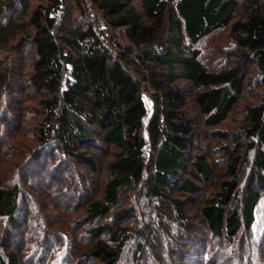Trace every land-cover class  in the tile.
Listing matches in <instances>:
<instances>
[{"label":"trees","instance_id":"1","mask_svg":"<svg viewBox=\"0 0 264 264\" xmlns=\"http://www.w3.org/2000/svg\"><path fill=\"white\" fill-rule=\"evenodd\" d=\"M17 1L0 0V16ZM85 1L101 16L102 24L122 32L125 42L116 35L107 44L108 35L88 17L83 27L59 31L56 12L62 0H48L33 8L27 18L32 29L25 31V38L34 46L26 79L34 90L47 93L37 102L41 110L38 140L56 141L68 156L91 169L95 167L94 155L83 148L85 145L96 146L101 140L115 147L106 165L109 176L103 194L87 199V218L81 224L107 215L119 205L124 186L144 180L150 194L172 206L176 221L187 224L189 217L182 201L172 197V188L178 184L180 192L191 197L201 190V180L212 178V167L205 154H189L196 121L184 113L186 97L176 79L181 75L199 88L194 101L207 123L225 119L245 85L243 62L254 64L264 82V0H77L83 13ZM12 30L17 33L24 28L9 25L0 34V42H8L14 35ZM220 30H226L233 44L227 54L233 65L213 70L201 60L196 44ZM66 68L70 78L62 86ZM141 83L151 87L153 100L146 119ZM5 89L0 82V92ZM245 110L241 123L245 154L228 151L224 176L214 181L199 209L206 235H223L230 241L238 236L242 241L233 253L236 261L233 258L227 264H264V216L257 217L264 200V90ZM248 162L252 167L244 174ZM185 172L187 176H183ZM19 196L17 183L9 187L0 184V216L6 217L13 229L17 227ZM118 209L120 218L131 212L124 206ZM113 226L93 228L90 241H84L78 251L98 264H116L132 236L128 227ZM52 229L29 225L30 236L20 247L27 264H61L52 250L70 237L65 231L56 234ZM104 230L107 239L100 237ZM199 240L191 241L197 246L198 259L203 256V264H215L213 258L206 261ZM35 244L45 246L47 257L33 260L39 254ZM5 256L8 262L0 253V264H16L13 251ZM155 256L159 264H165L160 262L163 252Z\"/></svg>","mask_w":264,"mask_h":264},{"label":"rangeland","instance_id":"2","mask_svg":"<svg viewBox=\"0 0 264 264\" xmlns=\"http://www.w3.org/2000/svg\"><path fill=\"white\" fill-rule=\"evenodd\" d=\"M47 1L18 0L0 16V34L11 24L13 26L21 24L24 28L17 33L12 30L14 35L9 41L0 42V82L6 86V89L0 92V184L9 187L17 183L20 189L17 227L13 229L7 224L6 217L0 216V253L6 262H8L6 252L13 251L17 257L16 264L29 263L20 247L30 236L27 230L29 225H40L41 230L44 227H53L52 232L56 234L61 231L68 233L70 238L67 241L64 239L63 243L56 247V251L52 250V254L60 259L61 264H98L97 260L82 254L78 249L84 241H90L93 228L111 224L114 225L113 228L128 227L132 236L116 264H159L155 255L162 252L164 259L160 262L165 261V264H203L206 257L198 259L197 246L191 243L194 238L195 240L201 238L202 248L199 250H202V255L207 256V262L212 258L215 264H227L233 258L236 261L233 253L242 241L238 240V236L230 241L223 235H206L199 207L214 181L218 179L219 182L224 176V170L229 162L228 151L231 150L233 153L240 151L242 155L245 154L246 139L241 127L245 118V108L257 102L263 96L264 90V82L255 65L249 62L242 63L246 74L245 85L233 109L225 119L216 124L206 122V116L200 112L194 101L199 88L181 75L176 79V84L186 97L184 113L196 121L191 134L189 154L190 156L197 153L205 154L212 167V178L201 180L199 182L201 190L190 194L191 197L181 193L178 184L172 188V197L182 201L183 210L189 217L187 224L178 223L172 206L148 192L145 180L132 187L124 186L120 190L119 205L111 209L107 215L97 221L81 224V221L87 218L85 213L87 199L91 196L101 198L103 194V186L109 176L106 165L116 150L113 145L101 140H97L96 146L85 145L83 148L94 155L95 167L91 169L83 161L68 156L56 141L47 140L48 142L43 143L38 140L37 120L41 117V110L37 102L42 95L47 96V93L34 90L26 79L29 64L34 56V46L25 38V31L32 29L27 18L33 8L37 4H46ZM136 5L140 10L137 3ZM83 7L84 13L80 11L77 0H62L56 12V25L59 31H66L78 25L83 27L89 18L93 24L98 25L104 35L109 36L105 39L107 44L113 39L111 37L115 38L116 35L119 41L125 42L122 32L109 29L99 21L101 16L96 14L87 1L83 3ZM25 10L26 14L23 16ZM8 17L11 19L7 21ZM186 41L184 37V42ZM196 46L200 50L201 60L208 68L223 69L233 65L232 58L227 55L233 44L227 38L226 30L204 37ZM69 78L70 73L66 68L61 85L64 86ZM141 86L148 111L146 119L153 109V100L150 96L151 87L143 83ZM248 158L250 160L251 155H248ZM251 167L250 162L246 163L244 174H248ZM186 174L185 172L183 176ZM263 202L264 200L257 209L258 218L264 216ZM121 206L131 208V212L122 218L119 217L118 209ZM39 215L41 218L36 221ZM48 237L52 238L51 235ZM100 237L107 239V232L104 230ZM34 249H39L34 261L42 255L47 257L44 245L35 244ZM248 249L249 247H246V250Z\"/></svg>","mask_w":264,"mask_h":264}]
</instances>
